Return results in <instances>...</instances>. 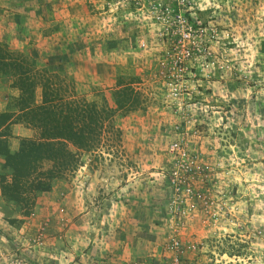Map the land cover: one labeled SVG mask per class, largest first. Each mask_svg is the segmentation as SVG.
<instances>
[{
  "label": "rangeland",
  "instance_id": "rangeland-1",
  "mask_svg": "<svg viewBox=\"0 0 264 264\" xmlns=\"http://www.w3.org/2000/svg\"><path fill=\"white\" fill-rule=\"evenodd\" d=\"M258 1L226 0L222 15L211 19L214 49L177 72L160 63L166 52L135 49L134 22L107 24L91 0H0V89L10 87L0 109V264H47L40 254L56 256L49 250L64 238L63 220L73 223V197L91 182L100 191L86 193V206L96 210L106 192L121 199L122 185L131 192L125 198L142 194L147 214L163 226L164 252L179 235L187 254L195 245L191 253L207 258L201 264H264V10L252 9L263 5ZM42 84L56 109L85 103L96 110L102 126H91L88 147L50 140L56 130L30 113L43 99ZM23 139L44 152L14 184L16 160L5 153L28 148ZM58 147L75 162L50 152ZM188 179L201 198L181 226L168 202Z\"/></svg>",
  "mask_w": 264,
  "mask_h": 264
},
{
  "label": "crops",
  "instance_id": "crops-1",
  "mask_svg": "<svg viewBox=\"0 0 264 264\" xmlns=\"http://www.w3.org/2000/svg\"><path fill=\"white\" fill-rule=\"evenodd\" d=\"M91 2L93 4V0ZM6 91L10 92L9 86L1 87L0 109L5 104L2 102L5 95L3 98L1 95ZM11 93L17 95L14 91ZM85 173V165H82L79 172V182L82 184L86 183ZM92 183L94 187L83 186L79 188L80 193L73 197V205H70V210L75 212L73 223H65L66 220L62 218V226L67 227L64 238L60 237L54 251L49 250L56 256L40 254L42 260L47 264H166L169 253L162 250L165 241L163 226L147 214L146 203L140 200L143 195L140 194L133 201L125 198L131 192L126 185H122L117 189V194H122L121 199L113 200L115 190L106 192V204L96 210L86 206V193L100 191ZM183 255L186 263L201 264L208 261L205 256L194 253Z\"/></svg>",
  "mask_w": 264,
  "mask_h": 264
},
{
  "label": "built area",
  "instance_id": "built-area-1",
  "mask_svg": "<svg viewBox=\"0 0 264 264\" xmlns=\"http://www.w3.org/2000/svg\"><path fill=\"white\" fill-rule=\"evenodd\" d=\"M225 2L226 0H93V5L107 24H120L127 20L134 22L136 28L130 35L135 49L143 52H166L168 60H160V63L173 66L180 72L192 60L195 62L196 58L214 49L217 26L212 24L211 19L222 15ZM169 150L173 151L174 145L171 144ZM189 180L182 181V185L175 188L177 198L168 202V210L177 219L175 224L181 226L184 225L181 217L185 211L193 209L192 202L201 198V194L192 192L187 184ZM186 201L189 206L184 210ZM166 247L169 251L166 264H193L190 261L186 263L183 259L186 251L179 235L172 238ZM195 248V245H191L190 253Z\"/></svg>",
  "mask_w": 264,
  "mask_h": 264
},
{
  "label": "trees",
  "instance_id": "trees-1",
  "mask_svg": "<svg viewBox=\"0 0 264 264\" xmlns=\"http://www.w3.org/2000/svg\"><path fill=\"white\" fill-rule=\"evenodd\" d=\"M33 89L36 86V83L32 84ZM43 88V99L41 100L39 105H35L34 109H30V113L34 116L37 121H46L48 120L47 126L48 130H56L54 133V137H49L50 140L61 141L58 143H64V141H68L75 147H88V139H91L94 130L91 128L93 124L100 123L98 120V116L96 115V110L93 108L92 105H88L85 103H77L73 104L74 106H71L69 103H66L62 105V107L56 109L51 105V101H46V86L45 84H42ZM35 112V113H34ZM4 114H1L3 116ZM81 122L87 123L85 126H79ZM91 133L90 137L88 138L87 134ZM24 141H27L23 139L21 141V144H23ZM28 142V148L22 147L18 151L15 152H8L6 151L5 156L9 159H14L16 162L13 164V182L16 184L21 177H25L28 174V167L31 163L37 162L39 159L36 156V154H39V152L42 151L41 146L33 145L32 143ZM20 144V145H21ZM59 148V147H58ZM62 149V150H61ZM39 151V152H37ZM51 153L56 154V156L62 155L61 158H64L68 160V163H74L75 162V156L74 154H71L70 152L66 151L64 148L59 149H50ZM45 154V153H44ZM32 155V156H31ZM55 158V157H52ZM20 167H23L25 169L24 172L21 174L18 173L20 170ZM8 185L5 187H2L3 191L7 192L9 189ZM9 197H13V193L7 194ZM6 196V195H5Z\"/></svg>",
  "mask_w": 264,
  "mask_h": 264
},
{
  "label": "flooded vegetation",
  "instance_id": "flooded-vegetation-1",
  "mask_svg": "<svg viewBox=\"0 0 264 264\" xmlns=\"http://www.w3.org/2000/svg\"><path fill=\"white\" fill-rule=\"evenodd\" d=\"M243 1V0H242ZM260 2H262V4L263 5H259L258 3V5H256V6H252V9L255 11L254 13L256 14V15H260L261 13V10H264V0H259ZM258 1V2H259ZM252 18L254 17L253 15L251 16Z\"/></svg>",
  "mask_w": 264,
  "mask_h": 264
}]
</instances>
